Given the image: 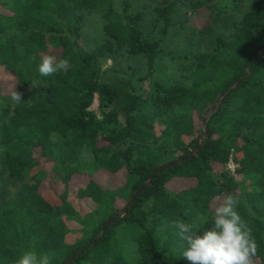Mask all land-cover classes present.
<instances>
[{"label": "trees", "instance_id": "trees-1", "mask_svg": "<svg viewBox=\"0 0 264 264\" xmlns=\"http://www.w3.org/2000/svg\"><path fill=\"white\" fill-rule=\"evenodd\" d=\"M157 1L167 33L170 7ZM189 1L181 23L212 37V48L185 58L180 75L168 81L158 73L162 39L144 35L143 16L126 0H0L2 78L16 91L28 86L0 122L1 156L9 176L22 182L12 197L0 192L1 264L33 250L50 253L51 264H65L92 242L68 264H188L174 221L194 223L202 234L225 193L237 198L252 229L253 264H264V53L258 56L264 0L253 1L229 38L215 33V22L231 0ZM87 10L101 11L108 36L92 51L82 45ZM45 54L66 59L67 71L40 76ZM123 56L141 59L145 72L129 65L131 73L114 69L117 75L106 78L102 58ZM96 95L101 117L90 110ZM199 143L197 154L146 184L156 169L188 157ZM230 161L238 165L234 171ZM57 184L60 202H53L45 191ZM71 193L93 209L82 214ZM68 219L85 230L72 243Z\"/></svg>", "mask_w": 264, "mask_h": 264}, {"label": "rangeland", "instance_id": "rangeland-1", "mask_svg": "<svg viewBox=\"0 0 264 264\" xmlns=\"http://www.w3.org/2000/svg\"><path fill=\"white\" fill-rule=\"evenodd\" d=\"M6 1L18 2L20 0ZM126 1L130 4L132 11L143 16L142 29L144 35L148 38L158 37L162 39L163 57L158 63V73L161 79L171 81L178 77L181 73L180 63L185 58L192 57L195 52L207 51L212 48V37H202L195 29L191 28L188 23H181L189 16L191 1L162 0L170 7V20L173 22L167 33H162L163 20L159 13V3L157 0ZM253 1L254 0H231L222 16L215 22V33H222L226 38H229L235 25L242 21L245 12L250 8ZM190 17H192V20L194 18L196 19V17L192 15H190ZM104 23L105 21L103 20L101 11L87 10L84 12L82 45L87 51H92L108 39L103 29ZM101 65L106 78L117 75L114 69L131 73L129 65H133L139 73L142 72L143 74V72H145V67L141 59H129L126 56L117 57L116 59L103 57ZM4 74L5 70L0 66V122L8 119L16 104L11 98V92L15 90L14 82L6 77L2 78ZM27 88L28 86L22 85L21 89L17 92L22 94L23 90ZM5 107L9 108V113L4 112L3 109ZM90 110L101 117L98 95L95 96ZM3 148L0 141V192L6 197H12L16 194L22 182L16 181L9 176V171L1 156ZM84 156L88 159L92 157L91 153L87 150ZM170 157H173V154H171ZM232 164L235 165L233 162ZM230 170L234 171L235 167ZM238 177L245 183L251 181V177L244 174H238ZM45 192L46 196L53 202H60L59 194L62 192V186L60 184L46 189ZM69 198L73 201L76 208L84 215H87L94 207L91 201L81 199L75 193H71ZM67 224L70 228L66 237L67 243L75 242L84 236L85 230L76 219H68Z\"/></svg>", "mask_w": 264, "mask_h": 264}, {"label": "clouds", "instance_id": "clouds-1", "mask_svg": "<svg viewBox=\"0 0 264 264\" xmlns=\"http://www.w3.org/2000/svg\"><path fill=\"white\" fill-rule=\"evenodd\" d=\"M68 67L66 59L45 54L40 58L37 71L40 76L48 77L67 71ZM21 95L16 90L11 92V98L16 103L21 102ZM233 167L238 165L230 161L228 168ZM238 203L233 194L225 193L214 207L210 221H206L211 227L202 234L194 223L174 221L179 237L187 245L182 256L188 264H253L258 246L251 227L238 211ZM14 264H51V254L25 251Z\"/></svg>", "mask_w": 264, "mask_h": 264}, {"label": "water", "instance_id": "water-1", "mask_svg": "<svg viewBox=\"0 0 264 264\" xmlns=\"http://www.w3.org/2000/svg\"><path fill=\"white\" fill-rule=\"evenodd\" d=\"M263 53H264V49H262V50L259 52L258 56H259L260 54H263ZM248 72H249V69H248L247 73H248ZM240 82H241V81L237 82L236 85H238ZM227 95H228V92H227L225 95H223V96L217 101V103L211 108L210 112L208 113V115L206 116V118H205L204 121H203V125H204V127H206V123H207V120L209 119V117H210V116H211L216 110H218V108L222 105V103H223L224 99L227 97ZM199 147H200V143L197 145V147H196V149L193 151V153H191L188 157H186V158H184V159H178V160H176V161H174V162L166 163V164L162 165L161 167H159L158 169H156V170L151 174V176H150V178L148 179V181L146 182V184H148V183L152 180V178L154 177L155 174H157L158 172H161V171L165 170L167 167L171 166L173 163H180V162H183L184 160H186L187 158L193 157L195 154H197V152H198V150H199ZM139 192H140V191H139ZM139 192H137V193L132 197V199L129 201L127 207L125 208V210H124L123 212H121L120 214H118L117 217H118V216H122V215H124V214L127 212L128 208L131 206V204H132V203L134 202V200L137 198ZM115 218H116V217H115ZM115 218L111 219L110 221H108L106 224L103 225L102 232L104 231V229L106 228V226H107L108 224H111V223H113V222L115 221ZM101 234H102V233H101ZM93 243H94V242H92L91 244H89L87 247H84V248L80 249V250L77 251L75 254L71 255V256L65 261V264H68V263L72 260V258H73L74 256L78 255L80 252L85 251V250H86L87 248H89Z\"/></svg>", "mask_w": 264, "mask_h": 264}, {"label": "built area", "instance_id": "built-area-1", "mask_svg": "<svg viewBox=\"0 0 264 264\" xmlns=\"http://www.w3.org/2000/svg\"><path fill=\"white\" fill-rule=\"evenodd\" d=\"M232 162V161H231Z\"/></svg>", "mask_w": 264, "mask_h": 264}]
</instances>
